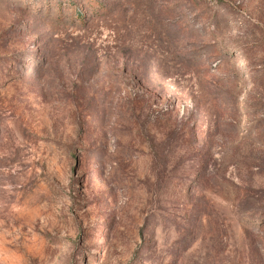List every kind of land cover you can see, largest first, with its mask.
Wrapping results in <instances>:
<instances>
[{"label": "rangeland", "instance_id": "rangeland-1", "mask_svg": "<svg viewBox=\"0 0 264 264\" xmlns=\"http://www.w3.org/2000/svg\"><path fill=\"white\" fill-rule=\"evenodd\" d=\"M0 264H264V0H0Z\"/></svg>", "mask_w": 264, "mask_h": 264}]
</instances>
